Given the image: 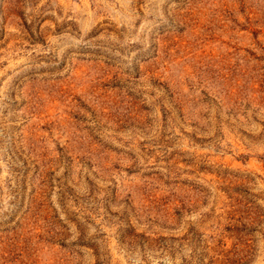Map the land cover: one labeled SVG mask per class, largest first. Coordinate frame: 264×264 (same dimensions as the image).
<instances>
[{"label": "rangeland", "instance_id": "rangeland-1", "mask_svg": "<svg viewBox=\"0 0 264 264\" xmlns=\"http://www.w3.org/2000/svg\"><path fill=\"white\" fill-rule=\"evenodd\" d=\"M0 264H264V0H0Z\"/></svg>", "mask_w": 264, "mask_h": 264}]
</instances>
